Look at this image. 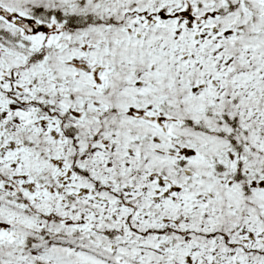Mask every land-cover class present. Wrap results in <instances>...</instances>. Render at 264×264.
Here are the masks:
<instances>
[{"label": "snow or ice", "instance_id": "6c2138e0", "mask_svg": "<svg viewBox=\"0 0 264 264\" xmlns=\"http://www.w3.org/2000/svg\"><path fill=\"white\" fill-rule=\"evenodd\" d=\"M0 264H264V0H0Z\"/></svg>", "mask_w": 264, "mask_h": 264}]
</instances>
